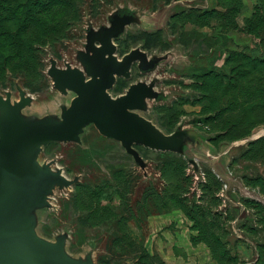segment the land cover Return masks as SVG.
<instances>
[{
    "label": "rangeland",
    "instance_id": "1",
    "mask_svg": "<svg viewBox=\"0 0 264 264\" xmlns=\"http://www.w3.org/2000/svg\"><path fill=\"white\" fill-rule=\"evenodd\" d=\"M80 4V17L66 18L61 39L49 44L34 41L37 58H32L31 67L19 73L6 70L0 80V96L6 98L9 91L12 103L23 95L31 98L19 111L27 128L62 121L75 96L71 90L53 87L50 60L59 66L66 61L77 65L89 24L108 25L109 14L127 6L143 16L125 26V33L133 37L121 44L120 51L150 44L157 47L146 50L149 56L165 55L154 71L142 73L137 62L132 66L129 83L156 79L153 89L166 92L160 101L148 99V108L137 113L170 134L159 117L170 115L174 107L176 128L183 124L215 139H207L212 154L233 147L215 166L198 163L196 178L184 151L124 144L102 135L88 121L79 140H48L35 162L40 169L61 172L70 184L51 185L45 191L47 204L29 199L30 209L19 211L11 222H26L41 242L57 246L63 257L80 264H264V140L255 142L264 137V30L258 36L244 28L261 0H80ZM229 6L236 27L206 14L214 8L227 11ZM143 28L162 31L143 35ZM37 36L33 32V38ZM119 38H114L117 46ZM26 52L33 56L27 48ZM117 55L122 57L119 46ZM229 55L232 60L248 56L256 63L253 68L242 61L243 67L235 69L245 68L249 82L224 87L238 77L231 70L234 61L226 62ZM208 71L219 72L225 84L219 86L215 79L208 83L213 76H201ZM120 92L111 91L114 96ZM241 150L244 155L232 164ZM220 167L233 171L227 192L226 181L215 170ZM101 188L102 194L90 195ZM245 190L252 197L244 195Z\"/></svg>",
    "mask_w": 264,
    "mask_h": 264
},
{
    "label": "water",
    "instance_id": "2",
    "mask_svg": "<svg viewBox=\"0 0 264 264\" xmlns=\"http://www.w3.org/2000/svg\"><path fill=\"white\" fill-rule=\"evenodd\" d=\"M137 15L127 6L120 7L109 14L108 25L94 28L90 23L84 49L77 52V65L66 61L64 66H59L55 59L50 60L53 87L62 92H75L62 121L47 122L31 130L19 114L31 98L23 95L19 102L12 103L9 91L6 98L0 96V264H80L63 257L57 246L41 242L26 222H11L19 211L30 209L29 199L47 204L45 191L51 185L68 186L71 182L61 172L35 165L42 145L48 140H79L85 124L92 121L102 135L124 144L138 143L182 152L187 147L186 139L191 137L201 146L204 137L195 130H187L180 124L173 133L165 134L137 113L148 108V99H164L163 93L153 89L156 79L134 83L122 95L113 96L109 92L118 77L130 78L135 61H139L142 73H148L165 56H149L141 47H136L118 57L114 38L122 37L125 26L138 21L134 19ZM132 150L137 162L142 164L137 151ZM187 157L193 170L199 172L194 156Z\"/></svg>",
    "mask_w": 264,
    "mask_h": 264
},
{
    "label": "trees",
    "instance_id": "3",
    "mask_svg": "<svg viewBox=\"0 0 264 264\" xmlns=\"http://www.w3.org/2000/svg\"><path fill=\"white\" fill-rule=\"evenodd\" d=\"M233 2V0H230ZM80 0H0V80L4 76V71L10 70L15 73L25 72L29 67H31V60L36 61L37 57H34L35 45L33 44L36 41V44H49L51 42L58 41L61 39L66 31V18L71 17L74 21L80 17L79 8ZM206 14L215 15L217 18L228 20L229 23H234L236 27V22L230 20L234 11L229 6L227 11L217 10L216 8L210 10ZM231 21V22H230ZM247 29L250 33H255L260 35L261 31L264 30V0H261V4L256 6V11L253 14L251 20L246 21ZM162 31V29L149 30L146 28L141 29L143 35H152ZM33 32L38 34L37 38H33ZM133 37V34L127 31L124 36L118 39L119 54L123 55L131 50L120 51L121 44H125L129 39ZM34 39V40H32ZM145 50H154L157 46L150 44L141 45ZM172 46V41L168 42V48ZM26 48L29 50V53L33 52L32 57L26 56ZM165 49V50H166ZM162 50V49H161ZM248 56H239L232 60L230 55L227 58L226 62L234 61V66L231 70L237 73L238 77H235L231 82L232 84L224 85L226 79L220 77L219 72L208 71L201 74L202 77L210 78L208 83L217 80L219 86L232 88L239 87L243 85L244 82H249L247 79L248 72L245 70H240L243 65L240 63L243 61L244 65L256 67V63L247 59ZM231 63V62H230ZM240 65V66H239ZM239 67V70H235ZM129 85V80L124 78H119L114 89H119L122 91L125 87ZM202 85L203 82H202ZM211 85H206V89H211ZM163 108H160V112ZM165 110V108L163 109ZM173 112L170 115L159 117L161 126L166 130L167 133H172L178 123V119H175L174 111L176 108L172 107ZM209 139H212L210 136ZM212 140H215L214 138ZM264 140V137H261L256 141L261 142ZM250 141L251 144L255 143ZM244 150L240 154L232 158V164L236 162V159L239 156L244 155ZM104 191L101 188L98 191H92L91 196H96L102 194ZM246 200V199H245ZM112 214V213H111Z\"/></svg>",
    "mask_w": 264,
    "mask_h": 264
},
{
    "label": "crops",
    "instance_id": "4",
    "mask_svg": "<svg viewBox=\"0 0 264 264\" xmlns=\"http://www.w3.org/2000/svg\"><path fill=\"white\" fill-rule=\"evenodd\" d=\"M142 16L143 15H137V18H142ZM171 48V47H170ZM169 48V49H170ZM168 49V50H169ZM142 50H144V49H142ZM146 51V50H145ZM129 52V51H128ZM147 52V51H146ZM117 53H118V50H117ZM148 53V52H147ZM126 54V53H125ZM124 55V54H123ZM122 55V56H123ZM148 55H149V53H148ZM120 58V57H119ZM122 58V57H121ZM135 62H137V67H138V64H139V61H135ZM134 62V63H135ZM133 63V64H134ZM133 64H132V66H133ZM139 68V67H138ZM139 71H140V69H139ZM131 73H132V67H131ZM119 78H124V77H118L117 78V80L119 79ZM124 79H126V78H124ZM129 79V78H128ZM133 81V80H132ZM130 82L129 83V85L127 86V87H125L118 95H122V94H124L126 91H127V89L132 85V84H134V83H137V82H139V81H144V80H138L137 82ZM116 84H117V81H116V83H115V85H114V87L111 89V90H109V92L111 93V91H113L114 90V88H115V86H116ZM159 93H163V95H165L166 96V92H164V91H161V90H157ZM112 94V93H111ZM113 95V94H112ZM118 95H116V96H118ZM114 96V95H113ZM165 98V97H164ZM149 102V101H148ZM184 128H186L187 130H194V129H190L189 127H186V126H184ZM196 131V130H195ZM174 132V131H173ZM172 132V133H173ZM198 134H200L198 131H196ZM208 138H202V144H201V146L199 145V142L195 139V138H191V137H188L187 139H186V145H187V147H185V150H184V153H186V155L187 156H191V157H193L194 156V158H195V163H200V162H206V163H208V164H215V161L218 159H220L224 154H227V153H229L230 152V150L232 149V147L233 146H229L225 151H223L222 153L220 152V153H218V155L217 154H212V152L210 151L211 150V147H213L212 145H210V142L207 140ZM211 144H212V142H211ZM213 149V148H212ZM218 170H220V172H222L223 174H225V175H227V176H229L230 177V179H223L224 181H226L227 183L229 182V183H231V181L233 180V171H229V173H230V175H229V173H226V171H224L221 167L218 169ZM232 175V176H231ZM248 190V189H247ZM245 192L248 194V191H246L245 190ZM247 194H245L244 193V195H246V196H249V197H252V196H250L249 194L247 195ZM253 198H255V197H253Z\"/></svg>",
    "mask_w": 264,
    "mask_h": 264
},
{
    "label": "bare ground",
    "instance_id": "5",
    "mask_svg": "<svg viewBox=\"0 0 264 264\" xmlns=\"http://www.w3.org/2000/svg\"><path fill=\"white\" fill-rule=\"evenodd\" d=\"M260 134H261V132L258 133L257 135H260ZM210 165L215 166V164H210ZM215 170H216L217 174H218L221 178H223V179H230L229 176L223 174V173L220 172L217 168H216ZM243 188H245V187H243ZM248 191H249V190H248ZM250 192H251V191H250ZM253 193H254V192H253Z\"/></svg>",
    "mask_w": 264,
    "mask_h": 264
},
{
    "label": "built area",
    "instance_id": "6",
    "mask_svg": "<svg viewBox=\"0 0 264 264\" xmlns=\"http://www.w3.org/2000/svg\"><path fill=\"white\" fill-rule=\"evenodd\" d=\"M200 170H201V168H200ZM199 172H200V171H199ZM199 172H195V171H194V173L196 174V178L198 177ZM228 187H229V186H228V183L225 182V183H224V192H227ZM225 197H226V196H225Z\"/></svg>",
    "mask_w": 264,
    "mask_h": 264
}]
</instances>
